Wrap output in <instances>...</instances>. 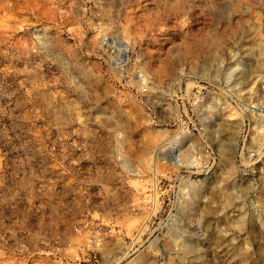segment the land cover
I'll use <instances>...</instances> for the list:
<instances>
[{
	"label": "rangeland",
	"instance_id": "obj_1",
	"mask_svg": "<svg viewBox=\"0 0 264 264\" xmlns=\"http://www.w3.org/2000/svg\"><path fill=\"white\" fill-rule=\"evenodd\" d=\"M0 264H264V0H0Z\"/></svg>",
	"mask_w": 264,
	"mask_h": 264
},
{
	"label": "bare ground",
	"instance_id": "obj_2",
	"mask_svg": "<svg viewBox=\"0 0 264 264\" xmlns=\"http://www.w3.org/2000/svg\"><path fill=\"white\" fill-rule=\"evenodd\" d=\"M191 162V161H190Z\"/></svg>",
	"mask_w": 264,
	"mask_h": 264
}]
</instances>
